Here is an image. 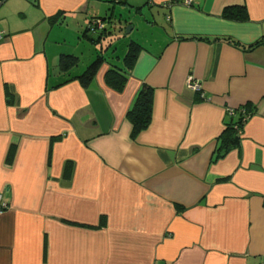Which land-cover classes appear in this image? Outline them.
<instances>
[{
	"label": "crops",
	"instance_id": "0c3cea01",
	"mask_svg": "<svg viewBox=\"0 0 264 264\" xmlns=\"http://www.w3.org/2000/svg\"><path fill=\"white\" fill-rule=\"evenodd\" d=\"M96 20L141 46L120 92L106 64L71 80ZM0 32V264H264V0H6ZM142 85L151 122L132 140ZM246 105L217 158L226 110Z\"/></svg>",
	"mask_w": 264,
	"mask_h": 264
},
{
	"label": "trees",
	"instance_id": "16d2710c",
	"mask_svg": "<svg viewBox=\"0 0 264 264\" xmlns=\"http://www.w3.org/2000/svg\"><path fill=\"white\" fill-rule=\"evenodd\" d=\"M222 14L224 18L231 20H244L246 18L245 9L240 6L227 7ZM103 20L105 21V19ZM107 22L111 23V19L108 18ZM114 22L113 25L109 27L103 26L101 29L89 26V28H86L82 32L80 38H84L90 44L98 46L99 51L86 68L81 73L76 74V76L74 75L71 80L78 81L82 86L86 87L92 82L93 76L98 71L99 67L106 64L109 66V70L105 73L106 85L117 92L123 90L127 81V76L131 72L132 65L141 50V46L131 39L127 40L125 46L126 51L124 55L119 56L117 54L115 42L120 39H126L127 36L124 34L126 22H122L121 20ZM121 24L123 26H121ZM262 43L263 42H261V44ZM259 45L260 42L251 46V48ZM77 63L78 58L76 56L62 55L59 60V68L63 72H68L71 68H74ZM152 106L153 88L148 85H142L134 98L131 109L126 114V119L131 125L130 138L132 140L149 127L152 116ZM250 109L251 108L247 105L235 108V114L233 116H228L225 128L218 138L219 144L216 149L217 158L223 157L238 146L241 140L243 127L251 116ZM13 156L14 148L11 147L7 154V162L10 163ZM70 167V164L66 165L64 171L65 176L69 175Z\"/></svg>",
	"mask_w": 264,
	"mask_h": 264
},
{
	"label": "rangeland",
	"instance_id": "374dc122",
	"mask_svg": "<svg viewBox=\"0 0 264 264\" xmlns=\"http://www.w3.org/2000/svg\"><path fill=\"white\" fill-rule=\"evenodd\" d=\"M126 15V14H125ZM124 19H128L129 21H133V19H134V17L131 15H129L128 16V14H127V16L124 18ZM129 26H131V25H126V27H125V29H124V34L126 33V30H128V28H129ZM127 28V29H126ZM133 35H135V31H129L128 32V34H126V36H129V38L131 39L132 38V36ZM69 38L70 39H72V37L71 36H69ZM129 39V40H130ZM128 39H120V40H117L116 42H115V45H116V48H117V54L119 55V56H122V55H124V53H125V51H126V41H127ZM83 49H79V51H82L83 52V58L82 59H85V57H86V55L88 54V51H89V49H90V45H89V43H87V42H84L83 43ZM79 48H82L81 47V45H79ZM88 50V51H87ZM73 51V50H72ZM87 58H86V60H85V62H84V65L87 63ZM82 70V68H80L78 71H81Z\"/></svg>",
	"mask_w": 264,
	"mask_h": 264
},
{
	"label": "built area",
	"instance_id": "2783aa9c",
	"mask_svg": "<svg viewBox=\"0 0 264 264\" xmlns=\"http://www.w3.org/2000/svg\"><path fill=\"white\" fill-rule=\"evenodd\" d=\"M6 2V0H0V7ZM188 2V1H187ZM94 26L95 28L97 29H101L102 28V23L100 22V20H96L94 22ZM4 33L0 32V40L4 37ZM187 89L193 91V92H196V93H200L201 94V85L198 83V82H193V81H190L188 84H187ZM226 113L228 116H233L235 114L234 112V109L233 108H228L226 110ZM6 204L2 203L0 201V214L3 213V211L6 209Z\"/></svg>",
	"mask_w": 264,
	"mask_h": 264
},
{
	"label": "water",
	"instance_id": "95a60500",
	"mask_svg": "<svg viewBox=\"0 0 264 264\" xmlns=\"http://www.w3.org/2000/svg\"><path fill=\"white\" fill-rule=\"evenodd\" d=\"M131 29H132V26H129V28H128V30H126V33L125 34H128V32L131 31Z\"/></svg>",
	"mask_w": 264,
	"mask_h": 264
}]
</instances>
